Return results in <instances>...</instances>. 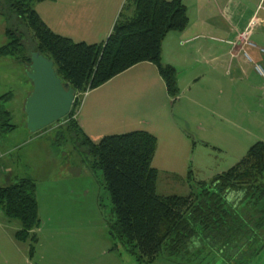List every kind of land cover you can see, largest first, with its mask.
Returning <instances> with one entry per match:
<instances>
[{"label":"trees","instance_id":"16d2710c","mask_svg":"<svg viewBox=\"0 0 264 264\" xmlns=\"http://www.w3.org/2000/svg\"><path fill=\"white\" fill-rule=\"evenodd\" d=\"M44 1L0 0V14L11 25L0 56L31 68L32 54L40 53L54 63L62 82L75 90L70 114L42 131L58 125L57 133H72L84 149L83 161L93 172L102 173L112 204L108 226L114 248L121 244L137 262L147 264L161 254L188 261L208 247L224 260L251 252L256 234L264 227V142L251 145L235 165L210 182L194 184L189 172V195L162 196L157 192L158 170L153 167L158 144L153 134L132 131L94 143L77 121L82 94L144 62L157 67L170 98L174 102L179 98L178 70L163 62L162 50L169 33L183 32L189 25L184 0H129L127 11L133 6V14L122 11L100 44L56 34L34 9ZM22 28L29 29L35 40L30 54ZM2 98L8 101L10 96ZM1 113L8 120L1 124L2 131H13L16 126L10 124L9 112ZM0 208L7 218L20 222L15 237L30 241L32 258L38 244L34 231L41 222L36 181L23 177L0 187Z\"/></svg>","mask_w":264,"mask_h":264},{"label":"rangeland","instance_id":"374dc122","mask_svg":"<svg viewBox=\"0 0 264 264\" xmlns=\"http://www.w3.org/2000/svg\"><path fill=\"white\" fill-rule=\"evenodd\" d=\"M128 1L124 0L118 15L122 11L123 14H130L127 11ZM74 4L70 0L44 1V4L43 2L35 4L34 9L43 17L45 6H48L50 12L59 10V13L64 15L63 33L71 34L75 42L99 43L103 35L101 37L99 32L89 34L90 30L98 28L85 23L84 20L79 24L81 22L79 6L76 9ZM69 7L75 9L73 11L75 16L67 18ZM8 26H11L9 20L0 14V47L8 42L5 35ZM21 32L26 36L25 44L30 54L35 48L33 34L27 28H22ZM257 45L258 50L264 49V42ZM261 68L264 71V58ZM31 72V68L16 62L13 58L0 56V153L13 158L17 164L18 175L23 171L36 172L43 162L51 163L49 180L53 185L56 184V188L60 187L49 210L45 213L41 212V215L39 213L40 221L45 225L50 238L42 247L36 246L34 263L147 264L137 262L121 244H117V248H114L115 242L109 235L108 226V220L113 218L109 192L104 186L102 173L93 172L83 161L84 149L79 147L76 137L70 132L57 133L58 125L46 131L43 138L34 136L35 133L28 129L25 104L29 92L33 89ZM122 80L123 78L119 77L100 86L99 95L103 93L104 97H107L111 90L122 88L123 85H118ZM208 89H212L213 99L216 101H212L211 110L194 104L189 98L193 97L195 100L198 94ZM184 92L182 100L176 101L171 107L173 116H178V119L181 117L180 125L187 132L185 136L179 132L180 142L185 143L184 146L182 145L184 151L177 153V162L173 159L174 152L167 147L165 141L161 140L153 160V167L159 171L157 183L159 195H188L191 193L188 182L189 172L192 175L191 182L194 184L210 182L216 175L235 165L251 145L258 141L264 142V74L262 77L250 74L245 83L242 80L232 83L227 80L225 85L215 88L206 83L189 85ZM87 94L82 95V104ZM7 95L10 99L3 101L2 97ZM97 95L98 92L94 94ZM122 97L129 99L127 94ZM133 97H131L132 101H134ZM135 98L137 100V94ZM82 104L81 109L78 108L77 111V120ZM3 109L9 112L10 124L16 126L9 133L2 132L1 124L8 122L7 117L1 113ZM213 110L216 113H213ZM104 114L108 112L105 111ZM102 116L104 118V115ZM110 124L114 127L118 126L114 122ZM2 186L5 187L7 184ZM71 188L73 193L75 192L73 200H71L73 194L70 193ZM60 190L62 193L58 194ZM7 219L9 218L3 215L0 223L3 224L4 221H8ZM256 237L251 252L237 257L224 260L219 252L208 247L198 257H188L190 258L188 261L161 254L150 264H264V227ZM2 242L1 249L6 256L4 258L12 264L9 241L5 238ZM30 244V241L25 244L28 250ZM0 264L4 262L0 260Z\"/></svg>","mask_w":264,"mask_h":264},{"label":"crops","instance_id":"0c3cea01","mask_svg":"<svg viewBox=\"0 0 264 264\" xmlns=\"http://www.w3.org/2000/svg\"><path fill=\"white\" fill-rule=\"evenodd\" d=\"M48 1L58 2L62 0H46L45 2ZM63 1L67 2L69 0ZM70 1L74 2L76 7L79 6V20L81 21L79 24H82V20H84L85 23L98 28L97 30L94 27V29L91 28L89 34L99 32L101 37L103 35L99 43L92 42L93 44L103 43L108 38L124 2V0ZM184 3L188 9L189 25L183 32L169 33L163 42L162 50L163 62L174 66L178 70V83L181 94L176 101L182 100L185 94L184 91L187 90L189 85L195 86L206 83L215 88L216 86L225 85L227 80L231 83L242 80L245 83L250 74L262 77L264 71L261 68V63H263L264 52L261 53L258 50L257 43L262 44L264 42V0H184ZM44 9V17L37 12L41 19L56 34L76 41L71 34L62 32L64 15L62 16L59 10L57 12L55 10L48 11V6H45ZM74 10L72 7L67 10L69 13L67 18L72 15L75 16ZM133 11L134 7L132 6L130 14L131 12L133 14ZM249 26L250 33L243 39L241 34ZM251 41L255 44H252ZM256 67H260V72L256 70ZM119 77L123 78L118 83V85H123L122 88L111 90L107 97H104L103 93L100 94V97L99 89L101 87L91 90L87 94L81 112L79 110L77 120L83 132L94 143H98L105 136L132 131H146L157 138V149L161 144V140L165 141L167 147L174 152L173 159L178 162L177 153L184 151L182 145L185 144H182V141L180 142L179 132H182L183 135L187 132L180 125L181 117L178 119V116H173L171 107L176 101L173 102L168 95L165 82L157 67L150 62H144L110 81L112 82ZM32 92L33 89L29 92V96ZM96 92H98V95L94 96ZM117 94L122 96L127 94L129 99L120 97ZM136 94L137 100L135 98ZM131 97L134 101L131 100ZM189 98L194 104L204 106L206 110H211L213 102H216L213 99L212 89H208L200 95L198 94L195 100L193 97ZM195 101L197 102L195 103ZM105 111L108 114H104ZM213 113H216V111L213 110ZM110 122H114L118 126H111ZM115 128L119 130L114 131ZM9 132L12 131L6 133ZM44 133L46 131H39L34 136L43 138ZM16 166L17 164L13 158L5 155L1 162L0 187H4L2 185H5V183L7 186L15 183L23 177L33 178L37 183L39 213L40 215L41 212L45 213L56 198V191L60 189V187L56 188V184L53 185L49 180L52 169L51 163L44 164L43 162L36 172L23 171L20 173L23 174L21 176L17 174ZM60 193H62V190L58 192V194ZM70 193H73L72 188ZM74 193L71 195V200H73ZM162 196L170 195L164 194ZM3 215L4 213L0 208V219H3ZM7 220L3 224L0 223V260L4 264H10L9 260L4 258L6 256L1 249V246H3L2 241L7 238L12 251V264H35V257H30V249L28 250V247H26V242H20L15 237L20 230V223ZM34 233L38 237L37 245L39 248L44 243H48L50 236L42 222Z\"/></svg>","mask_w":264,"mask_h":264},{"label":"water","instance_id":"95a60500","mask_svg":"<svg viewBox=\"0 0 264 264\" xmlns=\"http://www.w3.org/2000/svg\"><path fill=\"white\" fill-rule=\"evenodd\" d=\"M31 60L33 92L26 101L25 113L28 129L37 133L70 114L75 90L57 76L51 60L37 52Z\"/></svg>","mask_w":264,"mask_h":264},{"label":"built area","instance_id":"2783aa9c","mask_svg":"<svg viewBox=\"0 0 264 264\" xmlns=\"http://www.w3.org/2000/svg\"><path fill=\"white\" fill-rule=\"evenodd\" d=\"M248 33H250V26L249 27H247L243 32H242V34H241V37L243 38V39H245V37H246V35L248 34ZM250 44V43H249ZM262 52H264V49H262L261 50ZM256 70L258 71V72H260V67H256ZM88 92H86V93H84V94H82V95H86ZM74 104V103H73ZM78 114V113H77ZM3 154H0V169H1V159L3 158Z\"/></svg>","mask_w":264,"mask_h":264}]
</instances>
